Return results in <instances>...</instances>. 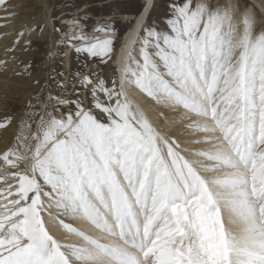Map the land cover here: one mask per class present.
I'll return each mask as SVG.
<instances>
[{
  "label": "snow or ice",
  "instance_id": "obj_1",
  "mask_svg": "<svg viewBox=\"0 0 264 264\" xmlns=\"http://www.w3.org/2000/svg\"><path fill=\"white\" fill-rule=\"evenodd\" d=\"M243 23L237 35L228 10L173 3L167 30L145 29L140 59L134 48L123 66V80L202 118L189 127L217 134L218 144L199 155L217 162L215 170L232 171L201 175L179 144L163 140L122 98L115 81L109 88L101 78L91 103L107 122L72 101L75 112L41 118L27 170L7 174L15 183L0 188V264H73L72 257L80 264H264V33L252 38L250 18ZM73 41L82 42L74 51L90 58L103 61L113 51L111 38L83 30L67 43ZM83 82L92 84L88 76ZM0 156L12 168L25 159L11 149ZM53 206L123 243L102 242L60 219L81 241L63 245L42 216ZM223 208L242 222L239 235Z\"/></svg>",
  "mask_w": 264,
  "mask_h": 264
},
{
  "label": "rangeland",
  "instance_id": "obj_2",
  "mask_svg": "<svg viewBox=\"0 0 264 264\" xmlns=\"http://www.w3.org/2000/svg\"><path fill=\"white\" fill-rule=\"evenodd\" d=\"M5 2V3H4ZM183 0H154L153 8L149 13L140 37L145 35V29H156L166 31V19L171 14L173 3H182ZM194 7L198 3H204L212 10H228L236 30L244 25L243 15L240 10H252V13L261 25L255 30L254 37L264 33V0H190ZM260 2L263 4L260 5ZM5 7H10V15L18 22L31 21L39 16L43 10L41 0H3ZM9 4V6H8ZM143 2L141 0H48V9L53 24L45 28L40 23L35 30L21 28L15 37V41L22 39V48L26 55L19 56L16 61L23 65V72L26 87L19 92V98L14 102L7 98V102L18 106L25 105L26 128H30L29 134L25 137V148L30 160V152L34 149L36 140L34 134L41 132V118L45 121L48 114L61 117L64 113L75 112L76 106L72 101L78 100L83 107L90 109L93 114L102 122H107V117L99 110L92 107L91 87L96 85L102 78L104 86L111 88L113 81L117 89H121L117 83L118 69L112 66V59L119 44L120 37L130 25L133 18L140 12ZM237 6V7H236ZM261 19V20H260ZM242 27V26H241ZM72 28L73 33L66 38L68 30ZM110 28L111 31H97L96 29ZM80 30L89 38H111L113 51L109 58L101 60L99 57L90 58L86 53H76L74 48L79 46L81 41L68 40L73 35H79ZM140 41L136 43L134 58L139 60ZM238 54V53H237ZM90 77L92 84L83 82V77ZM140 90V89H139ZM29 92L27 103L24 102V95ZM143 94H145L143 92ZM104 99L103 94H98ZM147 95V94H146ZM148 96V95H147ZM123 98V97H122ZM69 103H60V101ZM182 107V106H181ZM15 111L11 107H6ZM180 109V108H179ZM14 138L21 136L19 126ZM188 127H182L181 130ZM39 129V130H38ZM198 133V132H197ZM20 139L12 142V151L19 149ZM179 143V141H178ZM24 170L17 167L12 168L0 160V174L6 175V181L0 182L2 188L7 184H14L12 177L7 175L13 171ZM1 188V187H0ZM46 191L49 190L47 186ZM43 219L45 217L42 213Z\"/></svg>",
  "mask_w": 264,
  "mask_h": 264
},
{
  "label": "bare ground",
  "instance_id": "obj_3",
  "mask_svg": "<svg viewBox=\"0 0 264 264\" xmlns=\"http://www.w3.org/2000/svg\"><path fill=\"white\" fill-rule=\"evenodd\" d=\"M141 1L143 4L140 12L133 18L130 25L122 33L112 59V66L115 70L118 69L119 71L117 83L123 89V99H126L134 110H138L139 113L144 115L163 140L168 143H172L174 140L177 144H179L180 147L177 150L190 163L198 168L201 175L208 179L223 176L232 170L228 168L215 170L213 165L217 162L209 160L206 156L199 155L201 152L214 151V146L218 144V141L214 139V136L217 134L211 132L197 133L189 127V125L193 124V122L201 121L202 118L197 116L195 113L188 112V110L183 107H179V109L166 104L158 103L156 99L143 94V92L135 85L123 80V66L128 62L127 53L135 48L147 17L153 8L154 0ZM3 4L0 2V123H4L6 126L0 128V154L9 150L13 141L20 139L18 142L19 149L14 150L13 152L17 155L25 157L24 160L18 161V167L27 170L26 164L29 163V160L27 154L25 155L26 149H22L25 148L26 141H28H25L24 139L29 134L30 130V128H26L25 123H23L25 120L26 108L25 105L18 106L16 108L14 105L7 102V98L11 99V102H14L17 97L19 98V92L26 87L23 65L16 61V59L21 55L29 57V53L27 54L24 52L22 48L23 44H21L23 42L22 39L15 42L14 40L21 28L35 30L37 24L39 23L45 28H49L48 26L50 23L53 24V19L50 18L48 0H41V4L43 6L42 12L39 16L34 17L31 21L27 20L26 22H18L14 16L10 15V7L14 6L12 3L10 6L8 4L9 7H5ZM263 4L260 2L261 6ZM252 10H248L246 7V9L243 8L240 12L242 13L243 18L246 16L250 18V36L255 38L254 32L261 25L260 22L262 20L260 19L261 21L259 22L256 19L257 17H255L252 13ZM241 26L236 30L237 35L243 34L244 25ZM72 33L73 30L70 28L66 38ZM238 51L239 50H237V53ZM28 97L29 92H27V94L23 97L25 104L27 103L26 101H28ZM6 107H11L15 111H11ZM17 126H19V129L21 130V136L19 138H14L15 132L18 130L16 128ZM182 127H188V129L184 128L181 130L180 128ZM175 146L176 145L173 144V147ZM162 151L166 156V147H164ZM0 160H2V156H0ZM204 168H207L208 170L205 171ZM0 187L2 188L1 184ZM43 199L47 205L49 198L43 197ZM0 203H2V201H0ZM0 212H2V209H0ZM49 213H51V215H49ZM43 215L45 217L46 227L48 228L50 234L63 245H78L81 241L74 233H70L62 227L59 223L60 219H63L65 223L71 224L73 227L78 228L86 234L100 238L102 242H111L117 245H121L123 243L118 236L110 237L101 232L99 229H96L94 225L82 218L64 216L55 206L47 209L43 212ZM222 215L226 221L229 217L235 221V223H228L227 226L239 235L243 227L239 218L236 217L235 214L231 213L227 208L222 209ZM65 250L69 251L67 248H65ZM71 259L73 264H80V262L76 261L74 257Z\"/></svg>",
  "mask_w": 264,
  "mask_h": 264
},
{
  "label": "water",
  "instance_id": "obj_4",
  "mask_svg": "<svg viewBox=\"0 0 264 264\" xmlns=\"http://www.w3.org/2000/svg\"><path fill=\"white\" fill-rule=\"evenodd\" d=\"M143 10H144V7H143Z\"/></svg>",
  "mask_w": 264,
  "mask_h": 264
}]
</instances>
